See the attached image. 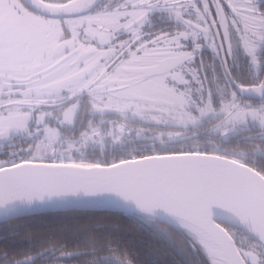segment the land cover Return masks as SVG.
Segmentation results:
<instances>
[{"label":"snow or ice","instance_id":"6c2138e0","mask_svg":"<svg viewBox=\"0 0 264 264\" xmlns=\"http://www.w3.org/2000/svg\"><path fill=\"white\" fill-rule=\"evenodd\" d=\"M253 128L264 0H0V211L75 199L149 225L0 228V264H264V162L200 138Z\"/></svg>","mask_w":264,"mask_h":264},{"label":"trees","instance_id":"16d2710c","mask_svg":"<svg viewBox=\"0 0 264 264\" xmlns=\"http://www.w3.org/2000/svg\"><path fill=\"white\" fill-rule=\"evenodd\" d=\"M257 129H250L232 135L230 138L222 139L220 136L205 132L200 138L204 140L209 146L219 144L222 148L243 150L247 152L251 158L258 156L261 162H264V143L258 141L253 142L246 139L251 135H255ZM143 141L130 142L127 147H144ZM259 147V152H258ZM112 153H106L111 155ZM104 224L106 228L119 227L121 231H128L134 234H142L146 228L149 227L147 222L135 215L132 219H117L114 216L107 215L103 211L93 210H65V211H48L38 214L18 217L12 220L0 223V228L14 239H33L39 240L48 235L69 234L80 230L90 231L96 224ZM159 229L161 232H171L169 225L163 221H159L152 226ZM175 245L179 246L182 241L178 234H173ZM164 251V249H161ZM186 264H195V258L188 261L184 258Z\"/></svg>","mask_w":264,"mask_h":264},{"label":"water","instance_id":"95a60500","mask_svg":"<svg viewBox=\"0 0 264 264\" xmlns=\"http://www.w3.org/2000/svg\"><path fill=\"white\" fill-rule=\"evenodd\" d=\"M101 0H99L100 2ZM88 202L83 200H70L67 202L54 201L44 205H34L32 207L18 206L15 211L6 212L0 211V223L8 220H12L18 217L38 214L48 211H65V210H94L92 207H87Z\"/></svg>","mask_w":264,"mask_h":264},{"label":"flooded vegetation","instance_id":"af4514ba","mask_svg":"<svg viewBox=\"0 0 264 264\" xmlns=\"http://www.w3.org/2000/svg\"><path fill=\"white\" fill-rule=\"evenodd\" d=\"M108 3V0H101L100 2H99V4L102 6V5H104V4H107Z\"/></svg>","mask_w":264,"mask_h":264},{"label":"rangeland","instance_id":"374dc122","mask_svg":"<svg viewBox=\"0 0 264 264\" xmlns=\"http://www.w3.org/2000/svg\"><path fill=\"white\" fill-rule=\"evenodd\" d=\"M202 139V138H201ZM203 140V139H202ZM204 141V140H203Z\"/></svg>","mask_w":264,"mask_h":264}]
</instances>
